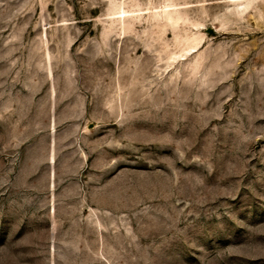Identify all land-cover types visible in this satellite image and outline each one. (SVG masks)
Here are the masks:
<instances>
[{
	"label": "rangeland",
	"instance_id": "obj_1",
	"mask_svg": "<svg viewBox=\"0 0 264 264\" xmlns=\"http://www.w3.org/2000/svg\"><path fill=\"white\" fill-rule=\"evenodd\" d=\"M0 264H264V0H0Z\"/></svg>",
	"mask_w": 264,
	"mask_h": 264
},
{
	"label": "bare ground",
	"instance_id": "obj_2",
	"mask_svg": "<svg viewBox=\"0 0 264 264\" xmlns=\"http://www.w3.org/2000/svg\"><path fill=\"white\" fill-rule=\"evenodd\" d=\"M238 1H239V0H238ZM53 150H54V149H53ZM49 155H50V154H49ZM53 156H54V155H53ZM54 158H55V157H54ZM54 158H53V157L51 158V159H52V161H53V159H54ZM52 172H53V171H52ZM52 182H53V181H52ZM52 182H51V183H52ZM52 185H53V184H52ZM53 206H54V205H53Z\"/></svg>",
	"mask_w": 264,
	"mask_h": 264
}]
</instances>
